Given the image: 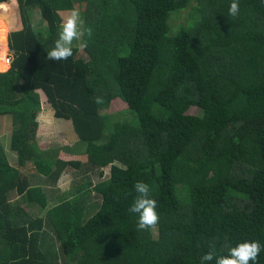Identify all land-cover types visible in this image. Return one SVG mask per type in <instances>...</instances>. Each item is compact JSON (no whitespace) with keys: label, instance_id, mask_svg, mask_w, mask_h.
I'll use <instances>...</instances> for the list:
<instances>
[{"label":"trees","instance_id":"trees-1","mask_svg":"<svg viewBox=\"0 0 264 264\" xmlns=\"http://www.w3.org/2000/svg\"><path fill=\"white\" fill-rule=\"evenodd\" d=\"M16 2L12 63L0 73V117L10 115L15 157L0 141V264H201L210 241L217 255L244 241L264 246V0H238L237 17L228 13L233 0ZM72 9L92 29L88 47L49 61L61 14ZM32 10L43 33L34 32ZM186 10V25L173 34L170 18ZM8 29L6 12L2 70ZM38 92L55 119L70 122L86 162L41 153ZM116 99L125 114L102 115ZM190 108L202 117L188 115ZM28 167L51 182L68 169L97 175L100 204L88 214L83 193L63 198L43 219L18 222L7 204L11 191L47 206L44 190L20 174ZM136 182L149 184L157 201L156 238L138 230L128 211ZM43 221L57 251L37 245L33 229ZM258 261L264 264V250Z\"/></svg>","mask_w":264,"mask_h":264},{"label":"rangeland","instance_id":"rangeland-1","mask_svg":"<svg viewBox=\"0 0 264 264\" xmlns=\"http://www.w3.org/2000/svg\"><path fill=\"white\" fill-rule=\"evenodd\" d=\"M8 10L11 11V20H10V26L8 29V32L6 34V40L8 41L9 34L15 30L16 26L19 27L20 23L18 21V17L16 16L17 8L12 9L10 8V4L7 5ZM81 14V19L83 21L84 25V19H83V13L79 9L78 10ZM29 20L30 23L34 29L35 33H43L44 24H41L40 18L38 17L36 11H29ZM69 13H65L62 16H66ZM188 20V10L184 11L183 13H180L179 15L175 17H171L169 20L170 28L173 32V34H176L177 31L184 27ZM73 47H77V42H74ZM7 55H10L12 59V54L9 50L8 42H7ZM83 59H86L84 56H82ZM10 69L9 66H6L3 70L0 69V73H5ZM40 96V103L41 108L44 110V114L42 116L37 115L36 122H38V127L36 128V135H35V142L39 149H41V153L46 154L48 158H52L55 155L57 158L65 157L66 154L73 155L78 150H81L80 148L75 147L77 145V141L75 142V137L72 135V130L70 123L68 121H62L53 118L52 111L49 109V107L46 105L43 95L38 92ZM41 109V110H42ZM42 110V111H43ZM127 110V106L122 103L120 100L116 99L110 103L108 106V109L101 112L102 115L117 113V112H124ZM50 111V112H49ZM39 114V113H38ZM188 115L194 116V117H202V111L198 108H190L187 112ZM51 116V118H50ZM11 119L10 115H6L5 117H0V141L3 143L4 147L9 146V139L11 135ZM228 131H232V127H228ZM74 141V142H73ZM75 147V148H74ZM58 149H62L58 153ZM7 150V149H6ZM65 150V151H64ZM68 151V152H67ZM55 156V157H56ZM15 157H12V162ZM83 163L86 162V157L80 156L79 159ZM14 165V163H13ZM119 166V165H118ZM69 176L67 178V183L64 185V192L62 196H60V200L63 198H76L79 197L81 194H85V198L87 201V207H88V214H92L97 209L98 205L100 204V197L97 195L95 191H93V187L95 184L101 183V178H99L97 175H84L82 173H76V170H70ZM76 175V176H75ZM106 176V174H104ZM103 176V177H104ZM69 186H71L69 189H67ZM66 187V188H65ZM59 193V195L61 194ZM191 227L187 226L185 227V230H190ZM152 236L154 238L157 237V230H152Z\"/></svg>","mask_w":264,"mask_h":264},{"label":"clouds","instance_id":"clouds-1","mask_svg":"<svg viewBox=\"0 0 264 264\" xmlns=\"http://www.w3.org/2000/svg\"><path fill=\"white\" fill-rule=\"evenodd\" d=\"M240 12L238 0H233L228 9L229 16L237 17ZM58 38L54 41V47L47 52L49 61H66L73 56V44L81 50L88 47V39L92 36V29L85 28L81 14L77 9L70 10L69 14L61 17ZM95 103L103 104L101 97L95 98ZM136 196L128 211L138 216V230H155L159 223V215L156 211L157 201L151 198V187L145 182L134 184ZM264 246L258 241H244L228 249L227 255H217L216 242H209V251L201 257V264H259L258 258Z\"/></svg>","mask_w":264,"mask_h":264},{"label":"crops","instance_id":"crops-1","mask_svg":"<svg viewBox=\"0 0 264 264\" xmlns=\"http://www.w3.org/2000/svg\"><path fill=\"white\" fill-rule=\"evenodd\" d=\"M62 15H64V13L61 14V17H62ZM7 19H8V25L10 26V20H11V11L10 10L7 12ZM42 110H40V112L38 114L39 116H42V114H44V110L43 111ZM50 115L53 116V113ZM50 118H51V116H50ZM53 118H54V116H53ZM37 124H38V122H37ZM70 126H71V124H70ZM71 130H72V135L75 137L74 141L76 142L77 138L73 132L72 126H71ZM4 149H5L6 154L9 155V158L12 159V157H14V156L11 154V152L8 151V147L6 146V147H4ZM61 150L62 149H58V153ZM80 156L81 155H78L76 153H74L73 155L66 154L65 157H63V158L59 157L57 159L62 161V162H75V161L80 162V160H77L80 158ZM50 159H54L53 156ZM10 163H11V160H10ZM20 174L22 177H25V179H26V181L30 187L39 186L44 190L46 197H47V206H46V208H41L35 203H29L26 200L25 194L17 195L16 192L11 191L8 194V202H7L9 208L11 209V211L14 214H16L18 216L17 220H18V222L21 221V223H23L24 221L27 223V221H29V220L30 221H32V220L36 221L39 219H43L46 210H48V208L53 207L59 203L60 196H62V194H63L61 192L65 193L66 189L64 191V185H66L65 183H67L66 181H67V178L69 176V171L66 170V171L62 172V174L59 176V178L55 182H51L49 180V178L38 174L35 170H33L30 167H28V169H26V170H22L20 172ZM70 187L71 186H69L67 189H69ZM59 193H61V194L59 195ZM40 226H41V228H40ZM33 230L34 231L36 230V232L39 234L37 245H38V247H40L41 252L45 253L48 250L49 245H52L54 247V251H57V249H56L57 242H56L54 236L50 233L47 226L45 225L44 221L42 222L41 225L34 227ZM31 234H33V232L29 231L28 235H31Z\"/></svg>","mask_w":264,"mask_h":264},{"label":"water","instance_id":"water-1","mask_svg":"<svg viewBox=\"0 0 264 264\" xmlns=\"http://www.w3.org/2000/svg\"><path fill=\"white\" fill-rule=\"evenodd\" d=\"M9 4H10V8H12V9H16L17 8L16 0H11ZM7 10H8V6L6 4H0V14L6 13ZM16 16L18 17V13L16 14Z\"/></svg>","mask_w":264,"mask_h":264},{"label":"built area","instance_id":"built-area-1","mask_svg":"<svg viewBox=\"0 0 264 264\" xmlns=\"http://www.w3.org/2000/svg\"><path fill=\"white\" fill-rule=\"evenodd\" d=\"M7 42L8 41L6 40V43L4 44L5 47H6V52H5V55H4V64L6 66H9L10 67V65L12 63V59H11L10 55H7Z\"/></svg>","mask_w":264,"mask_h":264}]
</instances>
